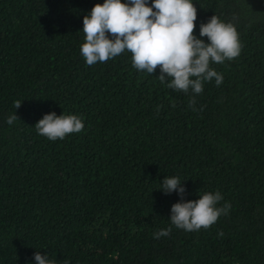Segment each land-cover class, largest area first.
Here are the masks:
<instances>
[{
	"label": "trees",
	"instance_id": "trees-1",
	"mask_svg": "<svg viewBox=\"0 0 264 264\" xmlns=\"http://www.w3.org/2000/svg\"><path fill=\"white\" fill-rule=\"evenodd\" d=\"M0 264H264V0H0Z\"/></svg>",
	"mask_w": 264,
	"mask_h": 264
}]
</instances>
